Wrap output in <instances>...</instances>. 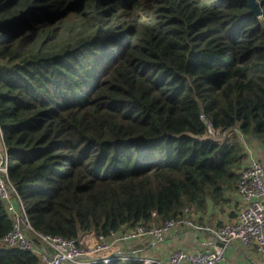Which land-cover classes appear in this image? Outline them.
<instances>
[{"label":"trees","instance_id":"trees-1","mask_svg":"<svg viewBox=\"0 0 264 264\" xmlns=\"http://www.w3.org/2000/svg\"><path fill=\"white\" fill-rule=\"evenodd\" d=\"M254 2L0 0V132L35 232L87 247L223 202L264 141Z\"/></svg>","mask_w":264,"mask_h":264},{"label":"built area","instance_id":"built-area-1","mask_svg":"<svg viewBox=\"0 0 264 264\" xmlns=\"http://www.w3.org/2000/svg\"><path fill=\"white\" fill-rule=\"evenodd\" d=\"M201 119L204 120V117ZM240 140L245 142L242 136ZM0 142V200L12 222V230L0 239L1 250L30 254L39 264H223L226 251L233 244L240 243L254 250L264 263V166L253 157L239 175L237 191L245 209L239 214L236 222L225 224L216 230L209 229L195 225L191 220V210L187 209L184 217L179 220L172 219L150 229L141 224L128 232L99 236L93 245L82 247V240L45 237L34 231L29 222L27 208L9 180V158L1 132ZM177 228L208 232L212 236V243L207 249L196 254L177 250L167 262L139 254L127 255L117 249L142 240L161 244L166 236Z\"/></svg>","mask_w":264,"mask_h":264},{"label":"crops","instance_id":"crops-1","mask_svg":"<svg viewBox=\"0 0 264 264\" xmlns=\"http://www.w3.org/2000/svg\"><path fill=\"white\" fill-rule=\"evenodd\" d=\"M0 146H2L1 142ZM245 154L247 155V159L244 165H242L241 169L236 170L238 178L240 173L247 167L251 157L264 166V141L254 142L249 140L248 150ZM225 191L223 202L215 203L208 200L201 211H191V220L195 225L216 230L238 219L241 201L238 196L237 185L231 190L225 189ZM211 243L212 236L208 232H196L185 228H177L171 231L161 244H156L150 240H142L118 247L117 249L127 255L139 254L149 259L167 262L171 254L177 250L196 254L207 249ZM223 264L264 263L263 259L254 250L248 249L240 243H235L226 251L225 262Z\"/></svg>","mask_w":264,"mask_h":264},{"label":"water","instance_id":"water-1","mask_svg":"<svg viewBox=\"0 0 264 264\" xmlns=\"http://www.w3.org/2000/svg\"><path fill=\"white\" fill-rule=\"evenodd\" d=\"M249 2H250V7H251V10H252V13H253L255 16H259L260 13H259L258 10H257V6H256L254 0H249Z\"/></svg>","mask_w":264,"mask_h":264},{"label":"rangeland","instance_id":"rangeland-1","mask_svg":"<svg viewBox=\"0 0 264 264\" xmlns=\"http://www.w3.org/2000/svg\"><path fill=\"white\" fill-rule=\"evenodd\" d=\"M245 209V206L243 205V203L241 202V205H240V213ZM237 221V220H236ZM234 221V222H236Z\"/></svg>","mask_w":264,"mask_h":264}]
</instances>
